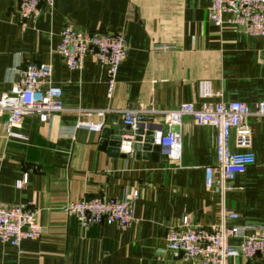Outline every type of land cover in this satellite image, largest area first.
<instances>
[{"label": "crops", "instance_id": "crops-1", "mask_svg": "<svg viewBox=\"0 0 264 264\" xmlns=\"http://www.w3.org/2000/svg\"><path fill=\"white\" fill-rule=\"evenodd\" d=\"M18 4L0 0V98L11 94L27 64H50L67 112L47 123L29 116L11 129L15 136L0 115V204L35 209L43 228L38 240H26L19 249L0 241V264H183L165 250L168 231L219 224L223 205L240 215L233 225L264 226V119L250 120L255 164L236 176L224 200L205 182V168L217 160L211 126H197L191 118L170 126L155 116L158 134L182 135L180 162L162 153L158 160L139 151L112 153L100 146V132L78 128L80 122L125 127L120 112L130 108L176 110L220 101L253 108L264 102L261 38L227 22L216 28L208 17L211 0H54L52 7L40 6L25 31ZM69 24L125 34L129 50L112 100L106 70L92 56L78 72L56 53ZM201 82H210L215 96L200 98ZM107 108L113 111L103 120L85 113ZM129 194L136 197L137 221L127 230L106 224L84 229L63 211L84 198L122 200ZM240 242L229 240L233 247ZM229 264L264 260L235 257Z\"/></svg>", "mask_w": 264, "mask_h": 264}, {"label": "built area", "instance_id": "built-area-1", "mask_svg": "<svg viewBox=\"0 0 264 264\" xmlns=\"http://www.w3.org/2000/svg\"><path fill=\"white\" fill-rule=\"evenodd\" d=\"M52 7L54 0H19L18 18L23 31L30 20L40 15V6ZM209 21L221 29L224 23L234 24L247 36L259 37L264 42V0H211ZM226 17H228L226 19ZM227 20V21H226ZM127 39L122 32L91 33L67 25L61 32V42L56 53L71 71H82L85 60L92 56L106 70L107 97L113 99L119 69L128 54ZM53 68L50 64L29 63L19 81L12 86L11 94L0 98V115L7 117V130L21 126L25 118L37 116L47 123L52 116L67 112L63 104V92L52 84ZM221 97V94H218ZM199 96L203 99L214 95L210 82H201ZM85 110L88 117L102 120L112 112ZM124 126L135 130L142 119L157 116L170 126H181L185 118H191L197 126H211L217 132L216 164L205 168L206 187L220 194L223 200L234 189L236 176L244 174L255 164L253 132L250 120L264 119V102L253 108L240 103L206 102L200 107L182 104L176 110L125 109L120 112ZM149 125V124H147ZM78 128L101 132V123L80 122ZM24 139V138H23ZM156 144L161 153L173 162L182 157L180 132L157 133ZM26 179L17 187L25 185ZM136 197L129 194L125 199L94 197L69 202L63 206L68 217L78 220L88 229L93 225H114L127 230L137 221L134 210ZM240 215L224 205L220 223L204 226H185L170 229L166 236L165 250L171 252L183 264H229L230 259L242 257L250 262L260 257L264 260V226H236ZM43 233L38 212L26 206H3L0 204V241L19 249L26 240H38ZM230 239H240L237 247Z\"/></svg>", "mask_w": 264, "mask_h": 264}, {"label": "water", "instance_id": "water-1", "mask_svg": "<svg viewBox=\"0 0 264 264\" xmlns=\"http://www.w3.org/2000/svg\"><path fill=\"white\" fill-rule=\"evenodd\" d=\"M159 130L153 119H142L135 130L130 127L103 128L99 143L102 148L107 146L109 151L119 152L122 156H131L133 152L139 151L146 157L158 160L161 154V148L156 144Z\"/></svg>", "mask_w": 264, "mask_h": 264}]
</instances>
